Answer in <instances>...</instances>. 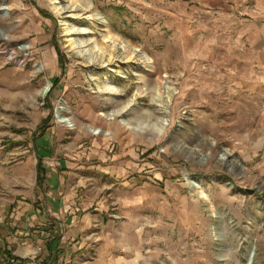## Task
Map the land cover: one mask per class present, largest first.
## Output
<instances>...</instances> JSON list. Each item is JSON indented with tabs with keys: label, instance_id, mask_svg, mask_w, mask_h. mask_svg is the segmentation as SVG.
<instances>
[{
	"label": "rangeland",
	"instance_id": "obj_1",
	"mask_svg": "<svg viewBox=\"0 0 264 264\" xmlns=\"http://www.w3.org/2000/svg\"><path fill=\"white\" fill-rule=\"evenodd\" d=\"M57 1L0 0V264H16L10 216L48 132L63 149L123 127L134 167L98 194L118 219L113 264H264V17L228 0Z\"/></svg>",
	"mask_w": 264,
	"mask_h": 264
},
{
	"label": "crops",
	"instance_id": "obj_2",
	"mask_svg": "<svg viewBox=\"0 0 264 264\" xmlns=\"http://www.w3.org/2000/svg\"><path fill=\"white\" fill-rule=\"evenodd\" d=\"M228 1L249 2L252 4L249 14L254 18L264 17V0ZM125 111L120 112L125 115ZM87 130L96 135L92 128ZM111 131L114 142L129 138L132 142L125 127L119 134L117 129ZM52 135L49 132L46 135L45 143L49 147L39 150L45 160L44 170L40 176L36 170L32 179L33 201H17L10 216L15 221L12 226L15 233L9 243L16 249L11 256L17 259L16 264H113L118 247L112 227L118 219L107 204L98 200V194L116 186L111 180L129 177L135 151L129 149V142L119 148L114 142L102 139L84 142V134L70 135L62 149ZM58 149L64 154L53 158L52 151ZM126 211L135 212V203L127 205ZM10 244L4 250L11 252Z\"/></svg>",
	"mask_w": 264,
	"mask_h": 264
},
{
	"label": "bare ground",
	"instance_id": "obj_3",
	"mask_svg": "<svg viewBox=\"0 0 264 264\" xmlns=\"http://www.w3.org/2000/svg\"><path fill=\"white\" fill-rule=\"evenodd\" d=\"M54 4H58V1L57 0H54ZM0 9H4V13L6 14V15H8V9L6 8V7H2V8H0ZM104 23H106L105 21H103ZM115 36H110L109 38H108V40L109 41H111L112 42V46H113V48L114 47H117V46H119L120 44L118 43H116L115 42V38H114ZM122 46V49L124 50V53H127V56H126V58H128L129 59V57H131V58H134V59H137L138 61H141V60H143V62H149L150 60H149V58L146 56V54L144 53V52H141L139 49H131V47L129 46V45H121ZM21 48H23V49H26L27 48V46L26 45H21ZM103 55V54H102ZM10 58H11V60H13L12 58H13V55L12 54H10ZM109 60H112V59H109ZM39 70H41V68H39ZM50 90V85H47L45 88H44V90H43V93L42 94H46V93H48V91ZM106 90L107 91H109V92H112V93H116L117 92V90L114 88V87H112V86H108V87H106ZM60 109H62V110H64V109H66V107L64 106V105H60ZM58 121L60 122V123H65L68 127H70V128H75V123L73 122V120L71 119V118H68V117H66V116H64V115H62V114H60L59 115V118H58ZM167 125V124H166ZM101 129H99V128H95V129H93V132L96 134V135H98L99 133H101ZM105 136H110V132H107V131H105V132H102ZM223 159H225V158H223ZM189 183L190 184H192L191 186L192 187H194L195 186V184L192 182V181H189Z\"/></svg>",
	"mask_w": 264,
	"mask_h": 264
},
{
	"label": "trees",
	"instance_id": "obj_4",
	"mask_svg": "<svg viewBox=\"0 0 264 264\" xmlns=\"http://www.w3.org/2000/svg\"><path fill=\"white\" fill-rule=\"evenodd\" d=\"M43 170H44V169H43L42 165L40 164V165H39V170H38L39 175L41 174V171H43ZM39 181H40V179H39ZM11 258L17 261V259L13 258L12 256H11Z\"/></svg>",
	"mask_w": 264,
	"mask_h": 264
},
{
	"label": "built area",
	"instance_id": "obj_5",
	"mask_svg": "<svg viewBox=\"0 0 264 264\" xmlns=\"http://www.w3.org/2000/svg\"><path fill=\"white\" fill-rule=\"evenodd\" d=\"M11 54L13 55V60H16V56H15V54L13 53V52H11Z\"/></svg>",
	"mask_w": 264,
	"mask_h": 264
}]
</instances>
